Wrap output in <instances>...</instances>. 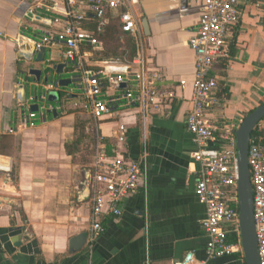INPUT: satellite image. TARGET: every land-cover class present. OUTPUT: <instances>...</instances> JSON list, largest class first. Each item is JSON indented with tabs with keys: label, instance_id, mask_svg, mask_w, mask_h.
<instances>
[{
	"label": "crops",
	"instance_id": "obj_1",
	"mask_svg": "<svg viewBox=\"0 0 264 264\" xmlns=\"http://www.w3.org/2000/svg\"><path fill=\"white\" fill-rule=\"evenodd\" d=\"M29 1L0 0V264H173L189 251L199 264H245L243 253L207 258L201 228L205 206L194 193L196 145L185 125L194 76L188 40L196 33L202 0H138L135 6L146 66L162 72L158 85L175 97L156 110L123 109L117 112L122 116L113 113L95 124L96 134L114 144L113 131L126 123L122 147L139 162L143 185L126 200L119 219L103 220L104 231L92 248L86 247L85 237L94 154L89 158L83 143L71 153L65 147L74 137L75 115L84 111L83 97L60 88V100L46 102L56 107V116L47 110L37 114L35 126L20 124L38 104L34 80L25 79L27 68L46 63L34 64L18 54L32 44L35 51L37 29L46 25L43 17L53 13L61 19L66 8L65 0H46L41 19H33L27 14ZM238 1L230 58L212 69L220 103L209 114L215 126L227 123L233 130L264 102V0ZM61 25L54 23V28ZM61 51L55 41L53 66L63 61ZM86 58L89 69L105 65L94 54ZM25 81L29 88L22 101L18 88ZM259 125L264 130V119Z\"/></svg>",
	"mask_w": 264,
	"mask_h": 264
},
{
	"label": "built area",
	"instance_id": "obj_2",
	"mask_svg": "<svg viewBox=\"0 0 264 264\" xmlns=\"http://www.w3.org/2000/svg\"><path fill=\"white\" fill-rule=\"evenodd\" d=\"M45 1L30 0L27 14L33 19H41L38 13L47 10ZM65 1L63 18L59 19L53 13L43 17L46 25L37 29L39 36L35 39V48L46 50L44 63L53 67L54 42L61 44L65 76L72 81L66 89L80 93L85 103L84 112L95 124L113 113L122 116L117 112L123 109L153 111L173 101L174 92L158 85L163 78L162 72L146 66L148 58L138 38L139 19L135 12L138 0ZM238 2L202 0L196 33L188 40V46L194 53V76L185 125L196 145L192 152V158L198 165L194 193L205 206L201 228L207 236L205 252L208 259L242 253L235 129L227 123L222 127L215 126L209 117L220 103L216 95L217 77L212 69L220 60L230 58V33L240 19ZM114 18L119 22L120 31L134 39L135 55L131 60H101L104 66L89 69L86 55L103 49L99 35ZM58 22H61V27L54 28V23ZM120 83L125 86L120 87ZM184 83L180 81L181 86ZM59 89L53 83L42 84L37 97V111L28 110L21 119V126L33 127L37 114L56 109L46 103V97L48 90ZM115 90L118 92L114 93ZM259 123L257 127L261 128ZM8 132L14 133L15 130L9 128ZM126 135L127 125L121 122L113 131L115 143L108 149L104 137L96 134L91 177L87 182L91 208L85 237L87 248H92L104 231L103 220L119 219L126 200L137 194L143 185L139 162L128 157L122 147ZM247 160L257 254L259 264H264V142L250 141ZM173 264L199 263L194 253L189 251Z\"/></svg>",
	"mask_w": 264,
	"mask_h": 264
},
{
	"label": "water",
	"instance_id": "obj_3",
	"mask_svg": "<svg viewBox=\"0 0 264 264\" xmlns=\"http://www.w3.org/2000/svg\"><path fill=\"white\" fill-rule=\"evenodd\" d=\"M34 44L30 49H23L18 55L23 57L25 61L31 63H44L46 56V50L40 47L33 51ZM35 54V56H33ZM65 63L60 62L53 67H35L28 66L25 74V79L32 78L34 80L32 85V91L38 97V91L40 92L42 84L53 83L59 88H67L71 83V79L65 76L64 72ZM40 87L38 90L37 86ZM124 83H120V87H124ZM27 88H29L28 81H25L24 85L18 88V92L22 93V101L26 99ZM61 92L59 90H48L47 101L56 102L59 101ZM33 111H37V104H34L31 108ZM53 116L57 115V111L53 109L51 111ZM264 119V103H261L240 121L239 125L235 129V143H236V156H237V169H238V214L239 225L241 232V248L245 264H259L257 254V244L254 228L253 217V199H252V187L249 178V166H248V148L250 143V136L253 129L258 123ZM80 238H74L73 242H77ZM82 241L84 239L81 237ZM19 242H16L15 246H18Z\"/></svg>",
	"mask_w": 264,
	"mask_h": 264
},
{
	"label": "trees",
	"instance_id": "obj_4",
	"mask_svg": "<svg viewBox=\"0 0 264 264\" xmlns=\"http://www.w3.org/2000/svg\"><path fill=\"white\" fill-rule=\"evenodd\" d=\"M99 37L103 41L104 46L101 51L94 52L95 59L124 61L131 60L135 55V41L132 37L123 34L120 31L119 22L117 18L111 20V22L104 28L102 33H100ZM123 38L125 40V43H123L125 44V46L122 48L123 44L121 41ZM125 56H127L128 59H125ZM73 126L74 137L69 144L65 145L67 152H74L76 150V145H79L80 143L84 142L86 138L89 140L90 143H96V135L95 137L92 136L91 138H88L87 134L85 133V120L82 116L77 114L75 115ZM252 140H255L257 142H264V130L256 126L250 136V141ZM103 141L107 144V148L109 149L111 143H109L105 138H103ZM87 144H89L88 141Z\"/></svg>",
	"mask_w": 264,
	"mask_h": 264
},
{
	"label": "rangeland",
	"instance_id": "obj_5",
	"mask_svg": "<svg viewBox=\"0 0 264 264\" xmlns=\"http://www.w3.org/2000/svg\"><path fill=\"white\" fill-rule=\"evenodd\" d=\"M122 44L123 43H125V40H124V38L122 39ZM125 46V44H123V46H122V48ZM125 59H128V57L127 56H125ZM65 110H70V111H74V109H66L65 108ZM84 110V109H83ZM78 111V110H77ZM85 111V110H84ZM79 112L77 115H80V116H82L83 118H84V120H85V133L87 134V136H88V138L90 137H95V135H96V131H95V122L91 119V117H90V115H88L87 113H85V112ZM87 141H88V143L89 144H87ZM83 144H84V151H85V154H87V156H89V158L91 157V155L93 154V152H94V149H95V145H94V143L95 142H89V140L86 138V140L84 141V142H82ZM90 149H92V150H90Z\"/></svg>",
	"mask_w": 264,
	"mask_h": 264
}]
</instances>
